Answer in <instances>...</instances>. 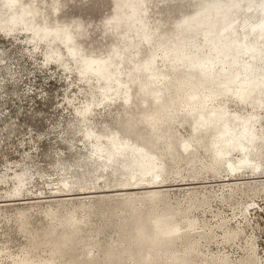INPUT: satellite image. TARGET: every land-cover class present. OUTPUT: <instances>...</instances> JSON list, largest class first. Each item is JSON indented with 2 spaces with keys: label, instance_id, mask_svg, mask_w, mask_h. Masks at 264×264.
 <instances>
[{
  "label": "rangeland",
  "instance_id": "1",
  "mask_svg": "<svg viewBox=\"0 0 264 264\" xmlns=\"http://www.w3.org/2000/svg\"><path fill=\"white\" fill-rule=\"evenodd\" d=\"M53 1L23 0L36 11L33 30L51 29L53 47L65 52L71 72L45 61L46 47L36 48L28 32L13 39L0 35V201L30 199L0 206V264H202L208 254L217 256L214 264H264V107L256 125L260 149L252 156L259 172L246 174L253 178L247 180L231 174L203 140L188 160L176 133L188 138L190 126L170 117L175 94L169 81L183 88L188 103L201 92L221 91L225 76L219 69L207 77L193 63L205 52L202 28L233 0H58L57 15ZM90 61L106 75L91 72ZM159 63L168 65L170 75ZM104 85L111 87L112 104L94 105L97 129L105 135L119 130L121 137L132 135L159 149L170 163L159 184L199 185L50 197L61 178L93 167L80 166L89 142L82 138L75 107ZM229 108L251 110L234 100ZM158 110L172 123L155 124ZM222 176L229 178L218 182ZM150 185L125 190L157 187ZM159 219L179 229L159 228ZM136 225L148 237L134 260L114 256L125 231L134 232Z\"/></svg>",
  "mask_w": 264,
  "mask_h": 264
},
{
  "label": "bare ground",
  "instance_id": "2",
  "mask_svg": "<svg viewBox=\"0 0 264 264\" xmlns=\"http://www.w3.org/2000/svg\"><path fill=\"white\" fill-rule=\"evenodd\" d=\"M58 11L59 3L55 0L52 12L57 15ZM36 24V11L23 0H0V35L13 39L22 31L28 32L27 40L32 41L36 48L40 45L46 47L45 61H54L65 71L71 72L72 64L65 52L53 47L51 29L37 33L33 30ZM201 42L205 52L195 60L193 66L206 72L207 77H213V71L219 69L225 78L220 84L221 91L201 92V96L190 103L184 99L183 88L178 83L165 79L170 82L175 94L170 117H176L181 124H188L191 129L188 138L176 133L179 149L190 160L196 157V144L203 140L210 145L218 160L226 162L227 167L233 169L231 174H257L259 169L257 163L252 161V156L260 149L256 125L260 122L258 110L264 107V0H233L216 19L202 28ZM159 65L163 73L170 75L167 64ZM86 67L96 75H106V70L93 61L86 62ZM111 94L110 85L101 86L97 95H91L83 106L75 107L81 123L82 138L89 142L88 155L81 158L80 166L93 167L71 178H61L57 187H51L50 197H68L73 185L81 187L78 194H91L114 191L103 188L110 183L121 187L116 191L142 184L161 183L162 177L170 169V163L163 161L159 149H153L143 139H133L132 135L131 138L128 135L121 137L116 134L119 130L105 135L97 129V124L91 121L94 105L105 103L110 106ZM231 100L251 110L231 111ZM159 121L172 123L171 118L158 110L155 124ZM235 153H239L236 161L233 160ZM243 168L250 169L245 172ZM25 175L26 172H23L17 178L23 180ZM70 208L72 211L76 209L74 205H70ZM156 222L157 227L171 232L179 229L160 219ZM142 231V227L137 225L134 232L125 231L127 237L116 244L113 255L133 261V254L140 251L143 241L148 237V233ZM216 257L214 254L203 255L202 264H214Z\"/></svg>",
  "mask_w": 264,
  "mask_h": 264
},
{
  "label": "water",
  "instance_id": "3",
  "mask_svg": "<svg viewBox=\"0 0 264 264\" xmlns=\"http://www.w3.org/2000/svg\"><path fill=\"white\" fill-rule=\"evenodd\" d=\"M250 168H243L242 170H245V172H247V170L249 171ZM241 170V171H242ZM229 177L228 176H222V177H219L217 180L218 182H221L223 181L224 179H228ZM243 180H247V179H253L251 176L249 175H246V176H243L242 177ZM175 185H171V186H164L163 184H159V183H152V185L150 186H157V187H151V188H143V189H137L135 191H131V190H125V191H108V192H103V193H100L104 196H117V195H128V194H132L134 192L136 193H142V192H146V190H148L147 192H152V191H168L170 190L171 188H178L177 186H180V185H188V186H193V185H199V183H196V182H178V183H174ZM176 184H179V185H176ZM163 185V186H162ZM188 186H184V187H188ZM106 188V190H115V189H118V188H121L119 187V185H116V186H112V187H104V189ZM104 189H101V190H104ZM71 195H69L68 197H63L62 199H84V198H88V197H98L96 195H99L98 194H78L79 193V190H73V191H70ZM81 192V191H80ZM2 200H5V199H2ZM27 200H30V199H24V200H17V201H0V206H3V205H7V204H16V203H26L25 201ZM29 202V201H28Z\"/></svg>",
  "mask_w": 264,
  "mask_h": 264
}]
</instances>
